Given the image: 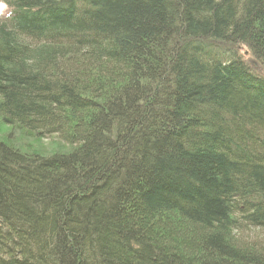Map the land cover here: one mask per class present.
Listing matches in <instances>:
<instances>
[{"label":"trees","instance_id":"1","mask_svg":"<svg viewBox=\"0 0 264 264\" xmlns=\"http://www.w3.org/2000/svg\"><path fill=\"white\" fill-rule=\"evenodd\" d=\"M3 2L0 264H264V0Z\"/></svg>","mask_w":264,"mask_h":264},{"label":"rangeland","instance_id":"2","mask_svg":"<svg viewBox=\"0 0 264 264\" xmlns=\"http://www.w3.org/2000/svg\"><path fill=\"white\" fill-rule=\"evenodd\" d=\"M7 11V6L4 4L3 0H0V15L5 14ZM243 53L246 56H249L248 52ZM21 133V135H20ZM0 138L8 140L10 143L20 147L23 151L29 152L31 147L40 152L48 153L51 151H59L69 148V145L63 142L56 135H53L48 138H38L36 135L28 136L27 133L18 132L17 130L10 129L9 126H6L0 118ZM240 235L243 237V240L246 241H264V231L261 229L247 228L241 232Z\"/></svg>","mask_w":264,"mask_h":264},{"label":"bare ground","instance_id":"3","mask_svg":"<svg viewBox=\"0 0 264 264\" xmlns=\"http://www.w3.org/2000/svg\"><path fill=\"white\" fill-rule=\"evenodd\" d=\"M216 43V42H215ZM218 44H220V43H218ZM240 50L242 51V53H243V50L240 48Z\"/></svg>","mask_w":264,"mask_h":264}]
</instances>
